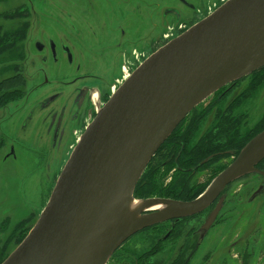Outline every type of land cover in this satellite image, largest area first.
I'll return each instance as SVG.
<instances>
[{"label":"water","instance_id":"water-1","mask_svg":"<svg viewBox=\"0 0 264 264\" xmlns=\"http://www.w3.org/2000/svg\"><path fill=\"white\" fill-rule=\"evenodd\" d=\"M263 67L264 0H227L153 52L96 112L35 226L2 264H107L138 231L199 213L230 182L264 175L256 169L264 159L262 130L195 199H134L146 166L180 122ZM152 206L162 208L148 212Z\"/></svg>","mask_w":264,"mask_h":264},{"label":"flooded vegetation","instance_id":"flooded-vegetation-1","mask_svg":"<svg viewBox=\"0 0 264 264\" xmlns=\"http://www.w3.org/2000/svg\"><path fill=\"white\" fill-rule=\"evenodd\" d=\"M12 1H17V6L9 18L15 17L18 21L13 30H10L16 31L17 34L13 36L10 33L12 43L9 45V80L21 84L22 88L17 87L15 92L17 98L9 104L10 108L14 105L15 109L24 115L25 122L20 126L22 130L32 119L30 114L44 113V118L39 123L42 127L39 125L38 142H42V138L45 141L46 146L42 145V150L46 153H44L46 159L49 156L56 157L60 151L58 145L70 124L76 123L80 126L87 112L89 113L86 123L89 118L93 119L91 115L95 107L91 105V97L95 89L89 83H96L99 103L100 100L103 104L107 102L110 95L145 59L168 42L163 40L164 30L170 24L167 17L171 15L176 25L180 17L173 7L164 5L166 4L164 0H9ZM176 1L188 3L187 0ZM159 19H163L161 24ZM161 42L163 45H160ZM237 81L240 80L232 82L224 91L239 87L242 83ZM33 95L40 97L39 101H30ZM17 102H21L18 107ZM1 110L0 120L11 116V113L8 116L3 115ZM210 121L206 122L204 127H209ZM185 125L188 127L190 122H186ZM10 138L0 134L1 145L9 146L8 152L4 155L5 162L8 159L12 162L18 158L15 152L17 143ZM180 138L170 141L169 138L165 141L155 152L143 173L150 165H153V168L161 164L163 167L166 166L167 160L169 166L167 168L173 165L170 173L175 172L177 176L180 172L191 174L203 165L202 161L214 160L221 155V152L212 154L209 150L206 152L210 153L207 157L188 165L187 169L181 168L177 162L178 157L174 159V155L179 156L184 148L182 137ZM206 153L204 154L207 155ZM224 153L232 157L234 155L232 151ZM45 167L49 170L48 166ZM256 169L264 173L261 167L257 166ZM254 174L264 177L260 173ZM180 181L184 185L188 184V178L175 179V183ZM148 186L149 182L142 186L138 182L135 190L147 189ZM158 186L159 191L156 195L159 198L191 201L200 195L174 196L180 193L182 186L175 184L174 187L177 188L173 193L172 186L163 183ZM149 193L151 192L140 193V198L154 195ZM168 193L172 195H167ZM262 193L264 181L251 192L249 201L252 202ZM224 198L220 192L217 198L199 213L157 223L132 235L145 233L143 241L146 245H142L143 250L139 253L123 252L132 254L133 259L128 257L129 264H189L195 254L202 252L201 244L209 243L210 232L221 229L220 215ZM218 204L217 213L209 223ZM226 226L227 222L224 224V227ZM194 241L196 242L191 244ZM205 257H208L207 251L197 262L203 264Z\"/></svg>","mask_w":264,"mask_h":264},{"label":"rangeland","instance_id":"rangeland-1","mask_svg":"<svg viewBox=\"0 0 264 264\" xmlns=\"http://www.w3.org/2000/svg\"><path fill=\"white\" fill-rule=\"evenodd\" d=\"M164 1L166 3L164 5L173 7L174 11L180 16L177 20V22H179L177 25L174 24L175 19L171 15L167 17L170 24L169 27L164 30L163 40L165 42L166 40L169 41L175 38L179 33L184 32L188 27L194 25L199 18L210 15V13L217 9L225 0H187L188 3H180L176 0ZM16 2L0 0V46H9L12 43L9 39V35L7 38L6 36L10 30H13V26L16 24V21H18L15 17L9 18L10 14H12V11L17 6ZM162 20L163 19L158 20L159 24H161ZM3 37H5L4 40H2ZM160 45H163V43ZM9 71L10 70L7 69L0 72V110L3 108L1 112L5 116L11 113L9 118L0 120V134L8 139L10 136V139L17 143L15 152L18 158L12 162H9V159L5 162L4 155L8 152L9 146L7 145V147H5L1 145L0 142V264H2L17 248L28 235L29 231L35 226L40 213L48 202L49 196L56 184L55 182L58 179V175L63 170L72 148L77 144L76 142L80 134H82L85 129L86 117L87 113H89L87 112L84 114L83 119L85 120H82L80 126L75 123L67 127L66 134L58 145L60 146V151L57 152L56 157L53 158L49 156L48 159L44 158L46 153L42 150V145L43 147L46 145H44L45 141L42 138L43 136L41 137L42 142H38V134H40L39 123L44 118V113L30 114L32 115V119L23 130L20 129V126L25 122L24 115L20 114L17 108L15 109L14 105L10 108L11 104H9V102L17 98V93H15L16 89L17 87L22 88V86L16 81L12 82L9 80ZM249 75L239 79V82L242 84L236 89H230L229 91L219 93L220 97L223 95L224 97L217 102L218 104H215L217 95H214V93L204 102L196 106L186 116V119L184 118L185 120L183 119L165 140L167 141L170 138V141L176 138L181 139L180 137H182L181 141L185 149L183 148L179 156L175 154L174 159L178 157L177 162L180 164L181 168L187 169L188 166L183 165V156L188 154L187 156L189 157L192 149L195 147L193 148V145L184 141L183 138H187L190 136V133H192L185 124L191 121L193 111H199L197 115H201L202 120L200 119V123H206L210 121V119H214L212 123L210 122L211 125L208 128L204 127L205 123L200 126V129L196 132L199 138L200 134L203 133V131H201L203 127L207 128L205 132L211 135L214 133L213 128L215 127L216 120L221 116V112L217 110L214 118V106L223 102L222 106L230 109L239 104L242 106L244 102L247 101L246 105L243 107V110H246L249 115L246 120L248 126L242 129L245 144L236 150L238 152L234 153L233 157L226 153H222L217 159L208 160L207 162L202 161L203 165L195 171H192L191 174H188V172H180L178 176L175 172H169L173 165L167 168L169 167L167 160L165 161L167 165L164 167L162 166L163 164L159 165L157 168H153V165H150L145 173H143L139 183L142 186L149 182V186L146 188L151 192L149 194L153 193L154 195L148 197L145 195L143 198H140V193L145 194L146 191L140 192V189L139 191L135 190V200L159 198L156 193L159 191L158 184L160 185L161 183L169 186H174L175 184H178L179 187L182 186L180 193L174 196L194 194L193 197H195L197 194L201 195L213 181V176L222 172L238 155L246 143L260 131L264 130V126H261L264 123V84L261 87L258 85L251 91L244 93L245 87L251 83L249 78L245 79ZM89 85L93 86L94 89H98L96 83H89ZM252 85L255 86V84ZM249 92H253L252 98H249ZM39 99L40 97L33 95L30 101H39ZM100 102L103 104L101 100ZM20 104L21 102H17V107ZM100 106L101 104L99 103L97 107L100 108ZM96 112L97 108L93 109L91 117L96 116ZM183 121H186L185 124H183ZM244 123L245 119L242 123L243 126ZM218 124L219 123H217V125ZM256 126L260 127L259 130L257 129L258 131L255 130L252 132V128ZM40 127L42 126L40 125ZM207 133H205V135ZM201 143V141H199V143L195 142L197 146H200ZM196 149L197 148H195V150ZM174 159H172V161ZM45 166H48L49 170H47ZM257 166L258 168L261 167L264 171V159L259 162ZM161 168H163V170ZM179 178H188V184L184 185L182 181L175 183V179ZM262 181H264V177L261 175L249 173L230 182L224 187L221 191L222 196L225 197L222 199L225 201L220 215L222 227L221 229L218 228L210 232L208 236L209 243L203 242L201 244L200 250L202 252L195 254L191 258L189 264H199L197 261H200L206 251L208 257L204 258L205 262L203 264H264V193L256 197L252 202L248 199L251 192ZM167 195L172 194L168 193ZM191 198H188V200ZM226 222L227 226L224 227ZM144 235L145 233L141 232L130 237L128 241L126 240L127 242H124L119 247L120 249L114 252L108 264H129L128 257L133 259V256L132 254H123V252L139 253L143 250L142 245H146L143 241ZM195 242L196 241L191 244ZM162 256L163 255H161L160 258H162Z\"/></svg>","mask_w":264,"mask_h":264},{"label":"trees","instance_id":"trees-1","mask_svg":"<svg viewBox=\"0 0 264 264\" xmlns=\"http://www.w3.org/2000/svg\"><path fill=\"white\" fill-rule=\"evenodd\" d=\"M10 33L13 36L17 34L16 31H10L7 34V36L5 35L6 38L9 35V39H10L11 37ZM4 39L5 37H3L2 40ZM7 69H9V46H0V72H3L4 70H7ZM247 78L250 79L251 83L245 87L243 91L244 93L251 91L254 87H257L258 85L259 87H261L264 84V68H262L261 70L257 72H254L253 74L249 75L245 79ZM252 84H255V86ZM226 88L227 86L221 88L220 90H218V92L214 94V95H217V101L215 102V104L224 97V95L220 97L219 93H222ZM252 95H253V92H249V98H252ZM246 102H244L242 106L241 104H239L238 106L234 108H230V109L228 107L224 108L222 106L223 102L219 103V105L214 106L213 108L214 118H215V112L217 110L218 112H221V116L217 118L215 127L213 128L214 133L211 135L205 132L208 127L207 128L203 127L201 130L203 131V133L200 134L199 138L197 137L198 134H196V132L198 129H200V126L204 124L205 122L200 123L202 119H201V115H197L199 111L198 110L193 111L190 125L187 127L190 131H192V133H190V136H188L187 138L186 137L183 138V140L193 145V148L195 147L197 149L196 150L195 148L192 149L189 157L185 155L183 156V160H186L184 166L195 164L198 161L202 160L204 157H207L208 154L210 153L214 154L217 152H221L222 154L227 150L232 151L233 154L238 152L236 150L239 147H241L243 144H245V138H244L242 129H244L245 126H248V123L246 122V120L248 119L249 115L246 110H243V107L246 105ZM244 119H245V123L243 126L242 123L244 122ZM213 121L214 119H212V121L210 122L212 123ZM217 123L219 124L217 125ZM262 126H264V123ZM259 128L260 127H257V126L255 128L253 127L252 132L257 129L259 130ZM205 133L207 134L205 135ZM199 141H201L202 143L200 144V146H197L195 142L199 143ZM209 150H210V153H206ZM204 153H206L207 155H205ZM176 188L177 187L172 186L171 193H173ZM144 190L146 192L148 191V189H140V192H143Z\"/></svg>","mask_w":264,"mask_h":264},{"label":"bare ground","instance_id":"bare-ground-1","mask_svg":"<svg viewBox=\"0 0 264 264\" xmlns=\"http://www.w3.org/2000/svg\"><path fill=\"white\" fill-rule=\"evenodd\" d=\"M227 0H225L224 2H226ZM223 2V3H224ZM214 12V10L210 13V14H212ZM204 18H206V17H204ZM204 18H199L197 21H196V23H198L199 21H201V20H203ZM93 92H95L93 95H92V97H91V105L92 106H94L95 108H97V111L100 109V108H102L105 104H101V106H100V108H98L97 106H98V104H99V97H98V94H97V90L95 89V90H93ZM95 117V116H94ZM93 117V118H94ZM93 120V119H92ZM91 118H89V120H88V122L86 123L87 125H86V127L91 123ZM86 129V128H85ZM85 129H84V131H85ZM83 131V132H84ZM83 134V133H82ZM82 134H80V136L82 135ZM75 147V146H74ZM74 147H73V149H74ZM256 167H257V165H256ZM132 203V202H131ZM137 205V203L135 204V203H133V206H136ZM162 207L161 206H152V207H150L149 209H148V212H152V211H157V210H160ZM113 255V254H112ZM108 264V263H107Z\"/></svg>","mask_w":264,"mask_h":264}]
</instances>
